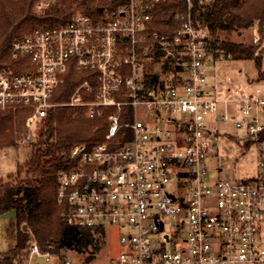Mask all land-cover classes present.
Segmentation results:
<instances>
[{
    "label": "built area",
    "instance_id": "1",
    "mask_svg": "<svg viewBox=\"0 0 264 264\" xmlns=\"http://www.w3.org/2000/svg\"><path fill=\"white\" fill-rule=\"evenodd\" d=\"M54 1L38 0L36 10ZM96 1L117 5L34 28L13 41L17 66L0 69V110H29L28 131L63 106L108 119L103 141L64 153L61 216L80 229L120 228L123 251L111 264H264V80L210 83L212 54L193 0L166 24L157 20L166 0ZM262 30L255 27L254 44ZM70 70L88 78L70 100L54 102ZM218 118L257 147V172L244 182L209 170ZM30 250L27 264L35 256L52 263L36 242Z\"/></svg>",
    "mask_w": 264,
    "mask_h": 264
},
{
    "label": "trees",
    "instance_id": "2",
    "mask_svg": "<svg viewBox=\"0 0 264 264\" xmlns=\"http://www.w3.org/2000/svg\"><path fill=\"white\" fill-rule=\"evenodd\" d=\"M37 1L0 0V69L17 66L11 56L13 41L34 28L61 26L67 24L77 11L97 15L101 9L117 5L96 0H55L50 8L38 12ZM193 3L194 18L207 30L208 48L214 58L254 60L259 68V80H264V48L261 47L264 31H258L261 39L256 44L233 40L234 33L263 27L264 0H193ZM185 4L184 0L161 3L160 12L166 14L159 12L158 22L173 23L171 13L178 7L184 9ZM159 29L163 31L161 26ZM148 77L156 79L154 74ZM87 78L88 73L70 70L52 100L57 103L70 100L79 84ZM29 115L30 111L26 109L0 110V148L17 146ZM107 130L106 116L89 119L84 108L67 106L50 109L47 117L37 123L30 135L32 140H29L33 146L31 159L23 166L18 164L15 174L0 179V222L4 214L14 212V220L7 230L13 241L12 252L22 253L36 242L45 253L60 256L62 252L74 250L82 256L88 255L86 263L94 259L104 244L106 232L104 229H80L65 221L57 201L58 176L66 167L64 153H69L73 145L81 142L103 141ZM7 256L0 264L9 262Z\"/></svg>",
    "mask_w": 264,
    "mask_h": 264
},
{
    "label": "rangeland",
    "instance_id": "3",
    "mask_svg": "<svg viewBox=\"0 0 264 264\" xmlns=\"http://www.w3.org/2000/svg\"><path fill=\"white\" fill-rule=\"evenodd\" d=\"M255 28L243 30L241 33H234L233 40L240 43L251 44L255 37ZM264 48V40H262ZM262 71L264 72V55L262 59ZM209 76H216L222 83H230L233 86L243 83H257L259 80V68L255 66L254 60L234 61L225 56L214 58L210 55L206 61ZM252 80V81H250ZM253 89V88H252ZM218 133L213 137V144L207 159L210 172L216 179H230L239 182L248 180L254 176L258 168V150L254 144L244 145L246 131L238 129L235 123L230 120L223 121L218 118L214 125ZM33 131H28L25 126L23 133L16 147L0 148V179H7L15 174L17 166L25 165L32 157L33 146L26 141L27 135ZM216 143V145H214ZM7 155V157H5ZM171 188V187H170ZM14 220V213L8 212L1 217L0 222V262L4 256L8 255L9 262L4 264H27L30 260V245L24 252L18 254L12 252V239L7 235L9 225ZM104 244L94 255V259L86 263L87 254L80 255L74 250H67L61 255H54L52 263L63 264L70 260L72 264H111L123 251L120 244L121 230L118 227H107ZM264 244V232L261 235ZM33 243V242H32ZM32 245V244H31ZM46 261V257L35 256L31 264H52Z\"/></svg>",
    "mask_w": 264,
    "mask_h": 264
},
{
    "label": "crops",
    "instance_id": "4",
    "mask_svg": "<svg viewBox=\"0 0 264 264\" xmlns=\"http://www.w3.org/2000/svg\"><path fill=\"white\" fill-rule=\"evenodd\" d=\"M216 79H217L216 76L214 77V76L211 75V77H210V83H214ZM250 81H252V80H250ZM254 84H256V83L254 82Z\"/></svg>",
    "mask_w": 264,
    "mask_h": 264
},
{
    "label": "water",
    "instance_id": "5",
    "mask_svg": "<svg viewBox=\"0 0 264 264\" xmlns=\"http://www.w3.org/2000/svg\"><path fill=\"white\" fill-rule=\"evenodd\" d=\"M103 9H101V11H102ZM24 228L26 229V226H24Z\"/></svg>",
    "mask_w": 264,
    "mask_h": 264
}]
</instances>
